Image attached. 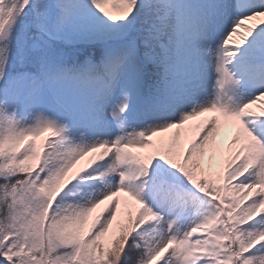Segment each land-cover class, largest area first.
Segmentation results:
<instances>
[{
    "label": "snow or ice",
    "instance_id": "6c2138e0",
    "mask_svg": "<svg viewBox=\"0 0 264 264\" xmlns=\"http://www.w3.org/2000/svg\"><path fill=\"white\" fill-rule=\"evenodd\" d=\"M0 264H264V0H0Z\"/></svg>",
    "mask_w": 264,
    "mask_h": 264
}]
</instances>
